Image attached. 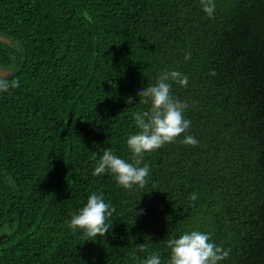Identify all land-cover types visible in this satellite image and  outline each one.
Returning a JSON list of instances; mask_svg holds the SVG:
<instances>
[{"label": "trees", "instance_id": "16d2710c", "mask_svg": "<svg viewBox=\"0 0 264 264\" xmlns=\"http://www.w3.org/2000/svg\"><path fill=\"white\" fill-rule=\"evenodd\" d=\"M214 2L209 18L200 0H0L18 81L0 93V264H167L193 230L230 250L219 264H264V0ZM166 71L188 77L171 94L190 128L144 155L143 188L93 176L105 149L133 162L137 93ZM93 192L115 212L88 241L68 224Z\"/></svg>", "mask_w": 264, "mask_h": 264}, {"label": "clouds", "instance_id": "9594fccd", "mask_svg": "<svg viewBox=\"0 0 264 264\" xmlns=\"http://www.w3.org/2000/svg\"><path fill=\"white\" fill-rule=\"evenodd\" d=\"M200 4L203 12L212 18L216 8L214 0H200ZM188 59L190 54L185 56V60ZM208 75L215 76L216 73L213 70ZM172 83L186 86L188 77L179 71L162 72L155 85L145 87L137 93L139 102L150 105V108L134 113L135 125L139 131L130 135L126 141L133 162H127L114 155L111 149H105L97 161L93 176L111 173L115 176L117 184L124 189L145 186L149 168L147 165L140 166L144 155L172 143L190 128L191 121L184 117L187 105L172 96ZM13 87H18L17 80L0 76V93L7 92ZM132 102V97L126 100L127 104ZM183 143L195 146L198 141L188 135ZM95 158L93 153V159ZM196 199V195L192 194L191 200ZM114 212L115 208L106 203L102 195L93 192L79 212L71 216L68 226L73 230H82L88 241H91L97 237H104L109 232L112 225L107 224L106 220ZM141 214L142 210L134 212L135 216ZM167 247L170 249L167 264H219L228 257L230 251L212 242L209 233L196 230L185 232L179 238L168 239ZM136 251L144 253L146 251L144 243L136 245ZM137 259L139 264H162L157 254L143 258L137 256Z\"/></svg>", "mask_w": 264, "mask_h": 264}, {"label": "water", "instance_id": "95a60500", "mask_svg": "<svg viewBox=\"0 0 264 264\" xmlns=\"http://www.w3.org/2000/svg\"><path fill=\"white\" fill-rule=\"evenodd\" d=\"M9 72H7V71H2L1 69H0V75L1 76H4V75H7ZM6 237V234H1L0 235V242L2 241V239H4Z\"/></svg>", "mask_w": 264, "mask_h": 264}, {"label": "bare ground", "instance_id": "6f19581e", "mask_svg": "<svg viewBox=\"0 0 264 264\" xmlns=\"http://www.w3.org/2000/svg\"><path fill=\"white\" fill-rule=\"evenodd\" d=\"M248 8V7H247Z\"/></svg>", "mask_w": 264, "mask_h": 264}]
</instances>
